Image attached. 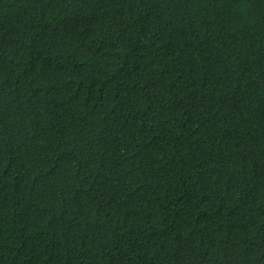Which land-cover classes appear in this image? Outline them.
I'll use <instances>...</instances> for the list:
<instances>
[{
    "label": "trees",
    "instance_id": "trees-1",
    "mask_svg": "<svg viewBox=\"0 0 264 264\" xmlns=\"http://www.w3.org/2000/svg\"><path fill=\"white\" fill-rule=\"evenodd\" d=\"M0 264H264V0H0Z\"/></svg>",
    "mask_w": 264,
    "mask_h": 264
}]
</instances>
